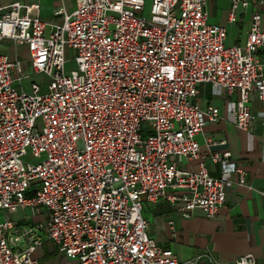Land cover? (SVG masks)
I'll return each instance as SVG.
<instances>
[{
	"label": "built area",
	"instance_id": "obj_1",
	"mask_svg": "<svg viewBox=\"0 0 264 264\" xmlns=\"http://www.w3.org/2000/svg\"><path fill=\"white\" fill-rule=\"evenodd\" d=\"M60 24H46L19 3L0 9V45L24 46L21 61L0 55V264H41L46 243L76 264H199L178 261L147 234L145 204L164 201L184 218L199 209L213 218L226 185L243 170L229 152L212 153L220 176L212 178L197 136L223 119L242 131L264 117V33L251 17L243 47L226 46V30L206 23L208 0H73ZM230 3L228 22L238 8ZM262 4V3H261ZM75 69L65 71V50ZM31 75L41 82L25 80ZM223 99L194 102L199 85ZM16 88H13V87ZM42 88V89H41ZM149 124L150 127H143ZM30 153L37 164L23 161ZM198 160L193 172L179 169ZM172 229V223H169ZM207 264H216L209 259ZM233 264H255L251 255Z\"/></svg>",
	"mask_w": 264,
	"mask_h": 264
},
{
	"label": "crops",
	"instance_id": "obj_2",
	"mask_svg": "<svg viewBox=\"0 0 264 264\" xmlns=\"http://www.w3.org/2000/svg\"><path fill=\"white\" fill-rule=\"evenodd\" d=\"M240 1L247 3V7L237 9L234 23L228 22V1L208 0L204 7L206 23L225 28L226 46L245 45L255 13L260 16L259 29L264 33V0ZM12 3L37 6L33 14L46 24V32L63 19L62 15H54L56 9L70 14L76 7L73 0H0V9ZM21 49L23 54L19 53ZM0 55L9 60L17 57L24 72L31 74L26 47L20 46L14 51L11 44L3 43ZM259 57H264V47L259 51ZM194 102L201 108L218 105L222 116H227L223 99L214 96L209 85L198 86ZM249 107L257 116L250 130L242 131L223 119L205 125L197 136L200 154L212 178L220 176L219 163L208 159L212 153L229 152L232 162L243 170L242 183L239 175L230 177L224 204L213 218L208 219L201 210L195 209L186 219L176 207L164 201L143 206L142 217L147 223L148 236L158 247L171 250L180 262L199 258V264H207L209 259L216 264H233L237 259L251 255L255 264H264V117L259 114L261 108L255 94L250 95ZM197 163L195 159L183 160L178 167L193 172ZM169 223H172V229Z\"/></svg>",
	"mask_w": 264,
	"mask_h": 264
},
{
	"label": "rangeland",
	"instance_id": "obj_3",
	"mask_svg": "<svg viewBox=\"0 0 264 264\" xmlns=\"http://www.w3.org/2000/svg\"><path fill=\"white\" fill-rule=\"evenodd\" d=\"M152 0H144V8L142 12V16L145 17L146 19H150V7H151ZM20 54H23L24 51L21 49L19 50ZM65 71L69 72L71 70L75 69V62H74V53L70 49L65 50ZM41 77L36 76V75H31L30 79L25 80L24 84V89L27 91V84L30 82L34 83H40L41 82ZM13 88H16L15 86ZM42 89V88H41ZM143 127H150L149 124H143ZM24 162L30 163V164H37L41 161V159H35L33 158L30 153H28L24 158ZM7 215L9 219L19 220L21 225H27L28 223L31 222V220H25L21 219L18 217L17 214L10 215L7 212L0 211V222L3 220L4 215ZM35 257L40 261L41 264H76V262L72 260H68L65 257H63L61 254L57 252L55 249L54 245L51 243H46L44 244L41 248L38 249L36 252Z\"/></svg>",
	"mask_w": 264,
	"mask_h": 264
}]
</instances>
